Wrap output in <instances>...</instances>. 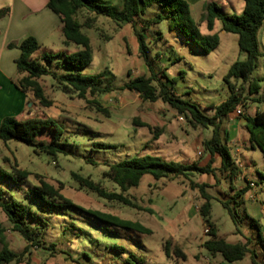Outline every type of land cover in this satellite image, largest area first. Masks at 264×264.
I'll return each instance as SVG.
<instances>
[{
  "label": "rangeland",
  "instance_id": "374dc122",
  "mask_svg": "<svg viewBox=\"0 0 264 264\" xmlns=\"http://www.w3.org/2000/svg\"><path fill=\"white\" fill-rule=\"evenodd\" d=\"M226 14L239 16L242 2L232 0L219 3ZM120 6L112 7L117 10ZM200 5L191 7L194 21L202 34H208L205 23L201 20ZM156 13L151 7L145 12L149 19ZM91 15L84 12L77 17L83 24ZM140 22L135 23L138 30ZM170 23L163 21L143 31L151 53L149 63L151 72L161 76V81L174 80L172 91L179 99L197 106L203 114L212 115L209 107L218 106L229 96L223 82L230 66L236 61L245 60V55L237 47V36L220 32V23L216 22L214 33L218 34L219 46L209 54H203L179 32L170 28ZM81 32L89 39L92 60L83 75L101 76V87H108L110 92L79 100L75 96L61 93L50 77L39 79L44 97L51 101V107H41L28 99L30 106L25 109V120H51L62 130L58 142L60 151L54 159L45 154L35 153L33 146L18 141H0V172L13 177L14 181L0 175V192L2 201L10 203L21 200L35 211L43 213L47 228L40 237L44 247L55 245L54 251L29 249L22 258L23 264H125L129 254L140 258L142 264H218L202 244L209 240L208 228L199 214L201 203L199 195L189 187V182L205 184L210 197L227 200L235 192L237 185L229 188L224 176H210L193 173L187 179L179 177L173 180H153L150 176L142 177L139 186L125 192L123 196L134 207L109 202L96 194L81 189L73 175L89 179L107 193H120L116 185L104 179L102 174L107 165L115 164L137 156H156L167 162L181 165H203L207 154L202 148L203 142L211 138L210 128L192 127L186 117L178 120L180 114L160 101L145 102L138 95L120 90L123 84L138 76H150L147 67L138 54L135 33L128 24H115L104 17L93 20L91 28ZM52 49L39 50L37 54H57L63 50L61 38L55 35ZM260 52L264 53V26L258 32ZM59 50V51H58ZM69 52L77 50L71 46ZM158 54L159 56H156ZM252 78L262 80L264 77V56L255 60ZM159 78V77H158ZM237 88L239 82L231 80ZM258 96H248L245 89L246 106L242 108L243 116L250 115L256 109L264 110V84L261 82ZM33 102H30V101ZM255 101V102H254ZM257 112V111H256ZM231 118L238 122L243 120L235 114ZM228 121L222 123V140L230 149L243 144L244 128L239 126L237 137L226 130ZM145 125V126H144ZM162 131L157 141L152 140L153 130ZM52 133L42 130L33 135L36 140H43ZM233 136V137H232ZM49 139V138H47ZM46 139V140H47ZM235 139V140H234ZM95 144L108 145L109 148L95 149ZM201 153L198 154V153ZM261 160V154H257ZM11 167L27 174V178L18 181ZM213 167L216 168L214 162ZM254 174V173H253ZM258 183L259 200L264 205V181L253 175ZM41 180L55 188L74 205L85 210L115 216L121 220L136 222L148 229L150 234H138L107 225L74 209H64L62 213L47 214L44 207L33 195L32 190ZM234 188V189H233ZM256 188V189H257ZM211 200L210 221L218 225L219 234L226 241H250L249 248L259 243L248 226L243 206H231L235 223L218 201ZM249 218V217H248ZM0 227L9 251L21 254L26 243L11 231V226L0 210ZM216 227V229H217ZM239 234L232 235L231 232ZM171 240L181 248L185 261L167 259L163 254L162 244ZM244 242V241H243ZM242 243V242H241ZM123 247L125 253L110 249L112 246ZM2 245L0 244V250ZM251 250V249H250ZM258 259L264 262V251ZM221 258L220 256H218ZM131 264H136L131 261ZM233 264H250V257L245 256L241 262Z\"/></svg>",
  "mask_w": 264,
  "mask_h": 264
},
{
  "label": "trees",
  "instance_id": "16d2710c",
  "mask_svg": "<svg viewBox=\"0 0 264 264\" xmlns=\"http://www.w3.org/2000/svg\"><path fill=\"white\" fill-rule=\"evenodd\" d=\"M243 8L239 16L226 14L222 7L215 2H209L203 7L201 20L206 25L208 34H202L198 24L194 21L190 6L185 0H119L120 9L114 10L103 0H47V8L55 14L60 20V35L62 45L69 49L75 46L77 50L73 52L62 51L57 54H37L40 45L32 37L24 39L17 45L20 52L19 57L14 64L20 78L13 80L14 87L28 99H33L41 107H51V101L44 97V92L39 84L42 77H50L55 87L64 95L75 96L79 100H86L88 97L110 92L108 87H101V76L83 75L87 66L92 60V50L89 39L81 32L83 28L89 29L93 20L98 17H104L115 24L131 25L137 41L138 54L144 65L147 67L150 76H138L130 79L122 85L120 90L132 92L138 95L143 101L155 103L162 102L176 113L184 115L192 127L199 126L203 129L210 128L211 138L202 144L204 152L207 154L208 161L205 165H181L175 162H167L156 156H137L115 164L107 165V170L103 172L104 179L116 185L120 193H107L98 185L86 178L73 175V179L78 183L81 189L88 190L98 197L109 202H117L124 206L134 207L123 194L132 188L139 186L144 176H150L153 180L160 179L173 180L179 177L185 179L193 173L205 174L210 176H224L232 189L233 182L238 177V169L235 166L231 155V149L222 140V123L234 113L237 107L245 108L246 98L245 89L248 96H258L262 89V80L253 79L252 73L255 70V60L264 53L259 50L258 32L264 26V0H240ZM151 7L156 8V13L149 19L145 18V12ZM86 13L92 16L83 24L79 23L77 17L80 13ZM167 21L170 28L176 29L179 34L189 40L203 54H209L219 46V37L214 33L216 22L220 23V32L237 36V47L240 53L245 55V60L233 63L223 82L227 87L229 96L218 106H210L212 115L208 116L194 104L179 99L172 91L174 80L161 81V76L151 72L149 63L151 50L147 45V40L143 31L151 26ZM140 22L141 29L136 28L135 23ZM156 56H159L156 54ZM159 77V78H158ZM231 80L239 82L237 88L230 83ZM32 100L30 102H33ZM29 102V100H28ZM255 102V101H254ZM244 120V131L248 136V144L251 150L260 152L264 159V110L256 112L254 116H241ZM145 126V125H144ZM50 130L52 133L43 140L34 139L42 130ZM162 131L157 129L152 131V140L157 141ZM62 130L57 127L53 121L27 120L26 122L17 121L13 117H6L0 122V141H18L35 148V153H42L54 159L59 153V140ZM47 139V140H46ZM95 149L109 148L108 145L95 144ZM219 158L220 165L214 168V159ZM12 172L18 181L26 179L27 174L11 167ZM0 175L14 181L8 174ZM191 190L196 191L201 200L198 206L199 214L204 225L208 228L207 235L209 240L202 244V248L210 256H220L221 259L232 264L241 261L245 256L250 257V264H264L258 259V255L249 248V241L244 243L230 244L217 236V229L210 221L212 197L206 192L207 186L189 182ZM250 187L246 186L235 192L227 200L218 201L225 209L232 221L235 223L231 206L239 207L242 205L241 197ZM61 188H55L41 180L38 186L32 190V195L44 205L41 211L48 213H62L64 209H74L80 211L92 218L99 220L107 225L121 228L138 234H150V231L136 222L121 220L115 216L100 213L98 211L85 210L74 205L71 201L63 197L60 193ZM0 210L6 217L11 226V231L19 235L26 243L25 251L21 254L9 251L4 242L3 228L0 227V264H23L24 253L29 249H43L54 251L55 245L50 244L44 247V242L40 238L47 228V222L43 213L35 211L28 204L21 200H13L10 203L2 201L0 192ZM248 226L255 229L257 240L264 251L263 239L261 237L260 225L256 220L248 218ZM110 249L119 253H125L123 247L112 246ZM163 254L167 259H177L185 261L186 256L180 247L174 245L171 240L162 244ZM142 264L140 258L129 254L125 259V264Z\"/></svg>",
  "mask_w": 264,
  "mask_h": 264
},
{
  "label": "crops",
  "instance_id": "0c3cea01",
  "mask_svg": "<svg viewBox=\"0 0 264 264\" xmlns=\"http://www.w3.org/2000/svg\"><path fill=\"white\" fill-rule=\"evenodd\" d=\"M103 1L111 7L119 5V0ZM185 1L189 4L190 10L192 6L200 5L199 8L201 9V14L203 13V7L209 2H215L218 5L219 3L224 1H227L230 5L232 3V0ZM59 24V18L47 8V0H0V122L6 117H13L17 121L25 120V109L29 107L27 97H25L13 85V80L21 77L17 73L14 64L15 60L20 55L17 45L24 39L32 37L40 45L39 50H46V52H48V50L52 49L51 47L55 45L52 43L54 36L58 35L61 38ZM61 46L63 47V50H61V52L68 50L62 45V39ZM50 53L54 54L52 50ZM256 111L259 112L262 110L256 109ZM256 111L247 116H254ZM232 115H230L226 119V121H228L226 130L233 133L234 137H237V129L239 128V126H244V120L236 122L231 118ZM257 154H260V152L257 150H251L248 144L247 133L244 131L243 144L235 145L234 149H231L232 158L234 160L235 166L238 169V177L233 182V184L236 183L237 187L236 189H233L234 192H237L240 189L244 188L246 186V183H254V188H249L247 192L241 197V200L244 214L250 219L256 220L259 223L261 237L264 244V205L259 200V187L257 188L258 183H260L261 185L262 182L255 180L253 177V175L258 176L261 180L264 181V159L260 160L257 157ZM214 162L216 163V168H218L220 165L219 158L216 157L214 159ZM213 199L215 198L212 197V200ZM216 201H219V199H217ZM217 226L218 225H216V227ZM251 230L252 234H255L254 237L256 240L257 237L255 229ZM231 234L236 235L239 234V232L235 231L231 232ZM217 236L225 240L219 234L218 227ZM243 241L246 242L247 240L244 238L242 241L233 240L226 242L235 244L241 242L244 243ZM257 241L258 240H256V242ZM260 248L258 247L257 243L250 246V249L253 250L258 255V257L259 255H262ZM212 258H215L218 264H228L218 256H212Z\"/></svg>",
  "mask_w": 264,
  "mask_h": 264
},
{
  "label": "built area",
  "instance_id": "2783aa9c",
  "mask_svg": "<svg viewBox=\"0 0 264 264\" xmlns=\"http://www.w3.org/2000/svg\"><path fill=\"white\" fill-rule=\"evenodd\" d=\"M234 114H235L236 116H238V117H241V116L243 115L242 107H241V106H240V107H237L236 110L234 111ZM178 120H179L180 122L183 121L181 117H179ZM198 154L201 155L200 152H199ZM248 186H249L250 188H254L255 185H254V183L249 182V183H248Z\"/></svg>",
  "mask_w": 264,
  "mask_h": 264
},
{
  "label": "water",
  "instance_id": "95a60500",
  "mask_svg": "<svg viewBox=\"0 0 264 264\" xmlns=\"http://www.w3.org/2000/svg\"><path fill=\"white\" fill-rule=\"evenodd\" d=\"M28 106H30V104Z\"/></svg>",
  "mask_w": 264,
  "mask_h": 264
}]
</instances>
